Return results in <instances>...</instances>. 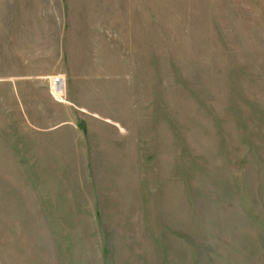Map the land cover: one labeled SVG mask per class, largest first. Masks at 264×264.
<instances>
[{"label": "rangeland", "instance_id": "obj_1", "mask_svg": "<svg viewBox=\"0 0 264 264\" xmlns=\"http://www.w3.org/2000/svg\"><path fill=\"white\" fill-rule=\"evenodd\" d=\"M0 264H264V0H0Z\"/></svg>", "mask_w": 264, "mask_h": 264}, {"label": "water", "instance_id": "obj_2", "mask_svg": "<svg viewBox=\"0 0 264 264\" xmlns=\"http://www.w3.org/2000/svg\"><path fill=\"white\" fill-rule=\"evenodd\" d=\"M54 93H56V92L54 91ZM56 94L58 95V94H61V93H60V92H58V93H56Z\"/></svg>", "mask_w": 264, "mask_h": 264}]
</instances>
